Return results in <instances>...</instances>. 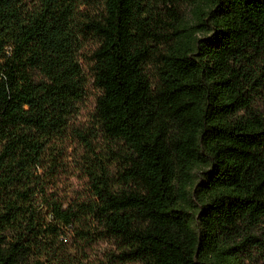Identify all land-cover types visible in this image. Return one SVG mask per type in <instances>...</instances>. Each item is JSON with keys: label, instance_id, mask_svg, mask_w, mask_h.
<instances>
[{"label": "trees", "instance_id": "trees-1", "mask_svg": "<svg viewBox=\"0 0 264 264\" xmlns=\"http://www.w3.org/2000/svg\"><path fill=\"white\" fill-rule=\"evenodd\" d=\"M0 264H264V0H0Z\"/></svg>", "mask_w": 264, "mask_h": 264}]
</instances>
